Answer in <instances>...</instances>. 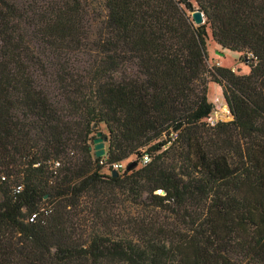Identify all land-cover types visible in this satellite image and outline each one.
I'll return each mask as SVG.
<instances>
[{"label":"trees","instance_id":"trees-1","mask_svg":"<svg viewBox=\"0 0 264 264\" xmlns=\"http://www.w3.org/2000/svg\"><path fill=\"white\" fill-rule=\"evenodd\" d=\"M97 1L0 0V264H264V0Z\"/></svg>","mask_w":264,"mask_h":264},{"label":"rangeland","instance_id":"rangeland-1","mask_svg":"<svg viewBox=\"0 0 264 264\" xmlns=\"http://www.w3.org/2000/svg\"><path fill=\"white\" fill-rule=\"evenodd\" d=\"M89 2L90 4L88 8L90 9V14L94 18L100 16L103 12L101 11L99 2L97 0H89ZM205 32V53L207 66L228 68L237 75L246 74L248 71L247 59L243 58L241 53L230 52L228 50L220 48L218 45L214 44L211 41L207 28H205ZM206 100L207 102L212 104V112L206 119H204V122L212 124L216 121L224 122L230 119L221 97L220 87L209 81L206 82ZM97 132H100L101 135L106 134L104 127L102 125H99L96 128V131L91 134L92 140L96 137ZM92 140L89 141L91 152L93 151ZM102 147L103 149L105 148V141H102ZM131 160H133V157H131L130 161Z\"/></svg>","mask_w":264,"mask_h":264},{"label":"water","instance_id":"water-1","mask_svg":"<svg viewBox=\"0 0 264 264\" xmlns=\"http://www.w3.org/2000/svg\"><path fill=\"white\" fill-rule=\"evenodd\" d=\"M190 17H191V19L195 25H199L203 22L202 15L197 11L192 12L190 14ZM102 141H104V139L101 138V133L97 132L96 137L92 140L93 151H94L93 155L95 157H100L103 155L104 151H103V147H102Z\"/></svg>","mask_w":264,"mask_h":264},{"label":"built area","instance_id":"built-area-1","mask_svg":"<svg viewBox=\"0 0 264 264\" xmlns=\"http://www.w3.org/2000/svg\"><path fill=\"white\" fill-rule=\"evenodd\" d=\"M143 162H145V158L143 157V160H142ZM111 168L112 169H120L121 168V165L120 164H113L112 166H111Z\"/></svg>","mask_w":264,"mask_h":264}]
</instances>
